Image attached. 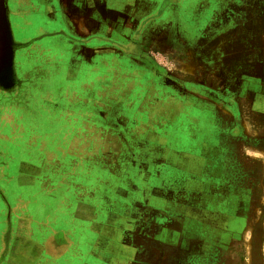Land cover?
Listing matches in <instances>:
<instances>
[{
  "label": "rangeland",
  "instance_id": "obj_1",
  "mask_svg": "<svg viewBox=\"0 0 264 264\" xmlns=\"http://www.w3.org/2000/svg\"><path fill=\"white\" fill-rule=\"evenodd\" d=\"M49 5L82 16L80 31L71 22L76 19L61 20L65 34L33 35L32 44L42 49L30 61L59 62L65 51L48 59L41 43L47 36L73 49L80 62L100 64L95 119L100 141L93 153L84 152L87 139L45 141L52 151L48 157L60 162L40 169L51 171L62 186L96 185L125 199H143L148 188L173 203L188 199L201 209L186 210L197 220L182 226L188 234L179 250L119 227L115 238L121 246L47 237L8 244L10 251L21 252L16 262L119 264L126 254V264H264V0H64ZM52 22L54 30L60 27V19ZM33 85L40 88L27 81L22 92ZM8 168L0 157L2 192L12 172ZM41 221L46 232L52 229ZM17 222L21 237L27 235L30 225L25 219ZM60 229L59 223L54 230Z\"/></svg>",
  "mask_w": 264,
  "mask_h": 264
},
{
  "label": "crops",
  "instance_id": "obj_2",
  "mask_svg": "<svg viewBox=\"0 0 264 264\" xmlns=\"http://www.w3.org/2000/svg\"><path fill=\"white\" fill-rule=\"evenodd\" d=\"M3 1L9 14L11 38L8 46L9 62L4 54L0 55V157L1 164L4 162V167L11 168L12 172L9 171L6 191L0 190V264H19L16 259L21 256L20 250L10 251L11 245L9 247L8 244L40 242L44 237H47L45 241H68L71 238L73 242L108 241L121 246L122 242L115 238L119 227L170 244L179 250L184 243V234H188V230L181 229L182 226L197 220L190 219L186 210L201 209L196 203L187 199L176 204L167 197L150 192L148 188L144 190L146 197L143 199H125V194L118 196L114 189L105 194L101 192L103 188L96 185L83 187L76 182L72 186H62L53 176L50 177L51 171L40 169L60 162L48 157L52 151L45 141L63 142L65 136L71 139L76 137L79 142L87 139L86 145L82 146L90 151L84 150V147L81 149L85 153L95 151L100 141L99 126L95 123L100 97V71L97 68L100 64L80 62V56L77 54L76 59L73 49L55 44L47 36L41 43L48 59L53 61V55L60 49L65 53L59 62H31L30 59L36 57L38 47L42 49L40 44H32L33 35L65 34L66 28L61 20L73 19L77 20L71 21L76 23L73 27L79 32L82 16L63 14L62 9L56 12L53 5H49L52 1L61 4L64 0ZM43 3L47 5L41 7ZM24 5H28V8H22ZM34 17L45 18L46 23L35 25L31 21ZM54 18L60 19V27L56 30L57 26L52 22ZM253 47V51H256L257 48ZM2 48L5 46L1 41L0 51ZM27 81L30 84L39 83L40 88L33 85L27 93L22 92L21 84ZM58 101L60 104H56ZM42 114L47 117L45 122H38L36 117H31ZM36 131L46 133L43 137L39 134L37 137ZM40 144L44 147L38 146ZM63 152L64 146L61 147V154ZM75 153L79 154V151ZM34 162L38 165H32ZM132 191L130 189L127 195ZM123 202L124 208H118V203ZM22 219L30 225L29 233L23 237L20 235L23 233L20 231V222H17ZM41 220L47 221L46 224L52 229L46 232ZM59 223L62 229L54 230ZM190 232L195 233L193 229ZM130 249L132 258L134 250ZM117 262L126 264V254L120 255Z\"/></svg>",
  "mask_w": 264,
  "mask_h": 264
},
{
  "label": "water",
  "instance_id": "obj_3",
  "mask_svg": "<svg viewBox=\"0 0 264 264\" xmlns=\"http://www.w3.org/2000/svg\"><path fill=\"white\" fill-rule=\"evenodd\" d=\"M5 5L4 1L0 0V42H3V45L5 48H2V51H0V55L4 54L5 57L8 59V62L10 60V29L8 28V22L6 23L5 19ZM3 47V46H2Z\"/></svg>",
  "mask_w": 264,
  "mask_h": 264
},
{
  "label": "flooded vegetation",
  "instance_id": "obj_4",
  "mask_svg": "<svg viewBox=\"0 0 264 264\" xmlns=\"http://www.w3.org/2000/svg\"><path fill=\"white\" fill-rule=\"evenodd\" d=\"M39 22H40V21H39L38 19H33V24L36 25V24H39Z\"/></svg>",
  "mask_w": 264,
  "mask_h": 264
}]
</instances>
